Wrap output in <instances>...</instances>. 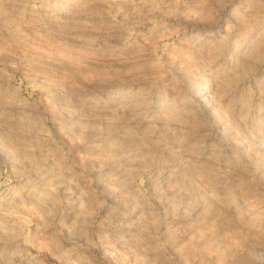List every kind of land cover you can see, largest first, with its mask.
<instances>
[{"label":"rangeland","instance_id":"1","mask_svg":"<svg viewBox=\"0 0 264 264\" xmlns=\"http://www.w3.org/2000/svg\"><path fill=\"white\" fill-rule=\"evenodd\" d=\"M0 264H264V0H0Z\"/></svg>","mask_w":264,"mask_h":264}]
</instances>
